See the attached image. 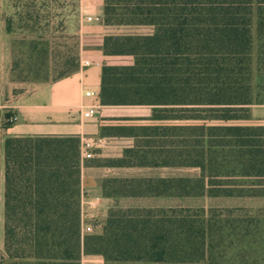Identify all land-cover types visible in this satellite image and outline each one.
I'll return each mask as SVG.
<instances>
[{"label": "trees", "instance_id": "1", "mask_svg": "<svg viewBox=\"0 0 264 264\" xmlns=\"http://www.w3.org/2000/svg\"><path fill=\"white\" fill-rule=\"evenodd\" d=\"M32 1L21 20L37 32L44 22ZM72 1L75 34L30 40L34 75L53 70L57 81L79 69L87 44ZM100 23L102 33L85 39L102 51L103 106H148L159 122L226 123L264 104V0H103ZM18 66L13 58L5 104L31 90L10 76ZM12 115L4 112L1 129ZM101 136L124 148L109 164L198 174L109 178L82 190L78 138L6 137L0 264H82L85 255L103 264H264V125L108 126ZM89 196L120 198L126 209L83 235L81 197Z\"/></svg>", "mask_w": 264, "mask_h": 264}, {"label": "crops", "instance_id": "2", "mask_svg": "<svg viewBox=\"0 0 264 264\" xmlns=\"http://www.w3.org/2000/svg\"><path fill=\"white\" fill-rule=\"evenodd\" d=\"M103 8V0L89 3L80 0V14L95 17V12ZM102 16V14H101ZM80 36L83 45L80 52V67L71 75L46 83L34 85L31 90L9 104L4 103L6 89L9 86V41L0 20V125L5 111L10 110L17 116V121L8 129L0 127V246L4 241V140L6 137H76L79 145L84 140L95 143L94 156L81 159V189H93L109 178L151 177L131 175V171L139 168L109 164L124 158L121 145H108L101 136L104 127L151 126V107L148 106H103L99 102L101 84L102 51L90 44L85 37L99 35L103 31L101 24L96 26L83 20ZM88 59L91 65L85 66L83 60ZM99 65H95V63ZM90 92L91 96H85ZM97 106L94 116L85 118L83 112ZM120 198L108 196L81 197L80 213L95 212L97 219L94 228L105 225L109 211L125 207ZM89 202L95 207L90 208ZM93 232V231H92ZM91 234V233H90ZM103 264L98 255H85L82 264Z\"/></svg>", "mask_w": 264, "mask_h": 264}, {"label": "rangeland", "instance_id": "3", "mask_svg": "<svg viewBox=\"0 0 264 264\" xmlns=\"http://www.w3.org/2000/svg\"><path fill=\"white\" fill-rule=\"evenodd\" d=\"M46 0H34L37 13L44 23L40 25L37 32L30 31L25 26V23L21 18H27L28 11H30L28 5H32V0H0V20L4 24V30L7 21L10 23V33H6L9 41V53L10 62L14 58L19 63V68H16L14 72L11 73L13 79H18L23 77L27 80V84L24 88H32L36 84H40L41 81H52L57 77V72L51 70L49 73H43L40 75H34L32 71L29 70L31 63H33V58H31L30 51V40L34 38V34H45L50 36L51 34H62L64 36H72L75 34L73 30V24L71 19H73V10L75 8V3L72 0H48L49 6L45 7ZM90 4L96 0H87ZM28 8H27V7ZM80 7V0H79ZM80 10V8H79ZM103 8L101 7L100 12H95V17H101ZM87 17V16H85ZM49 25L47 26L48 22ZM62 23L61 26L59 24ZM99 26L101 24L99 21L91 22ZM83 23V17L79 14V30L80 34ZM60 29V31H57ZM66 44L72 45L73 41L71 38L66 40ZM248 113L244 119L222 122L218 120L212 121H202V120H165V121H153L151 119V125L154 124H164V125H188V124H231V125H264V104H254L247 108ZM152 116V109H151ZM131 175L139 176H151V177H178V176H196L198 174V169L194 167H151V168H139L134 169L130 173ZM123 202V201H121ZM164 204V200L161 201ZM249 203H255L260 205V200L255 198L248 199ZM126 209V207H123ZM190 208V207H189ZM4 257L3 247L0 246V259ZM90 264H95L90 263Z\"/></svg>", "mask_w": 264, "mask_h": 264}, {"label": "built area", "instance_id": "4", "mask_svg": "<svg viewBox=\"0 0 264 264\" xmlns=\"http://www.w3.org/2000/svg\"><path fill=\"white\" fill-rule=\"evenodd\" d=\"M100 18L101 17H92V16H87L85 17L83 20L84 22L87 23H91V22H95V21H99L100 22ZM83 64L85 66L91 65L92 62L88 59H84ZM95 65H99L97 62L95 63ZM92 94L90 92H86L85 96H91ZM97 106H94V108L90 109V110H86L83 112V116L85 118H89L94 116V113L97 112ZM9 122L11 123H15L17 121V116L14 114L12 115L9 119ZM95 148V143L92 140H84L81 144V149H80V157L84 158V159H90L93 158L94 156V150ZM88 206L90 208L93 209V207H95V203L94 202H89ZM97 216L95 214V212L91 211V212H84L82 211V213H80V220H81V232L83 235H87L92 233L93 231V224L96 221Z\"/></svg>", "mask_w": 264, "mask_h": 264}]
</instances>
